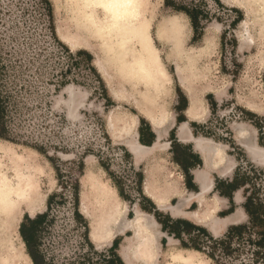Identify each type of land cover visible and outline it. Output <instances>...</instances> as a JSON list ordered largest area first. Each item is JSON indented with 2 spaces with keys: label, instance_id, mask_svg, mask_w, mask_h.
Here are the masks:
<instances>
[{
  "label": "rangeland",
  "instance_id": "rangeland-1",
  "mask_svg": "<svg viewBox=\"0 0 264 264\" xmlns=\"http://www.w3.org/2000/svg\"><path fill=\"white\" fill-rule=\"evenodd\" d=\"M240 1L226 4L222 0H152L156 5L150 27L152 43L157 51L160 72L166 78V87L171 92L166 109L169 113H180L184 99L182 100L183 92L179 87L175 68L181 64L190 65L188 68L191 74L196 73L192 86L198 88L199 101L204 105L206 113V105L209 108L205 121L197 125L190 123V128L194 135L207 137L215 142L218 149L221 145L231 144V132L237 131L241 121H250L255 127H261L264 132V38L254 36L255 28L251 15L258 0ZM48 2L51 5L52 22L59 43L53 42L45 29L47 18L37 0H0V97L6 100L8 138H0V142L20 152L34 155L41 171L37 183L39 192L43 194L42 209L29 218L46 214L34 237L43 263L108 264L114 262L109 252L114 240L120 239L121 242L125 236L131 235L129 232L116 234L110 243L100 246L91 242L89 221L79 210L80 183L86 174L87 163L95 166L96 171L99 170L98 174L102 175V179L116 194L120 191L124 195L125 200L117 194L126 206V220L133 219L135 211L141 210L138 206L140 203L145 209L140 212L155 223L160 234L158 243L161 251L166 250L169 241H173L175 247L182 250L180 242L162 232L157 221L159 219L165 222L166 215L173 212L171 209H179L178 200L170 199L166 207L156 209L143 199L140 191L143 165L136 164L128 152L124 142L126 137L114 138L110 134L108 114L116 116L123 113L131 117L136 137L134 116L140 118L139 112L131 104H117L108 99L103 82L93 66L95 57L81 47L69 48L58 38L57 29L67 31L74 23L82 27L74 0ZM166 2L193 14L198 23L197 32L193 31L185 14L175 12L174 8L166 6ZM170 15H182L189 31V37L183 42L182 50L175 55H170L171 44H161L154 39L156 24ZM243 22L248 24L254 40L252 44L242 47L240 40ZM200 32L201 39H194ZM96 40L99 42L100 38L97 36ZM90 47L97 51L95 42L91 43ZM85 54L90 55L91 60H88ZM191 58L197 60L193 62ZM113 69L110 70L113 73L115 91L126 90L142 103V108H154L144 104L149 99L141 95L145 90L144 86H132L124 78L135 74L129 75L120 69ZM149 91L151 89L147 88L144 95ZM174 100H179L176 112L173 107ZM166 139L162 142L167 143ZM231 148H234L233 151L228 148V152L239 159L237 149L234 146ZM47 158H52L53 164L59 169L63 178L61 185L57 182L52 164ZM162 158L168 170L179 177L176 174L179 169L171 162V155L167 150ZM80 163L83 164L81 175ZM240 166L241 173L248 178L246 194L253 191L255 199L264 206V171L254 168L246 161H242ZM76 178L79 180L78 213L83 219L75 215L72 182ZM50 196L53 198L47 209V199ZM196 210L197 207L185 214V218H189L188 216ZM155 211L160 214L158 218ZM215 214L213 220L218 219ZM26 216L28 217L27 212L22 211L17 233L25 257L29 264H32L19 234L21 224L27 226ZM195 224H202L208 229L206 222ZM220 233L211 234L220 237ZM196 238V242H207L202 235ZM257 240L258 236L251 233L245 235L241 242L235 241L234 246L237 247V244L241 243L243 250L238 256L230 255L222 262L264 264V261L255 255L259 251L258 246L254 244ZM88 242L93 245L92 248ZM199 255L205 264H213L202 253ZM169 262L170 259L166 257L161 259L159 264Z\"/></svg>",
  "mask_w": 264,
  "mask_h": 264
},
{
  "label": "bare ground",
  "instance_id": "bare-ground-1",
  "mask_svg": "<svg viewBox=\"0 0 264 264\" xmlns=\"http://www.w3.org/2000/svg\"><path fill=\"white\" fill-rule=\"evenodd\" d=\"M222 1L226 4L241 2ZM74 5L82 27L74 23L67 31L57 29L60 41L72 49L81 47L95 57L93 66L106 82L109 95L118 100H129V103L149 120L153 128L168 119L166 103L171 98V92L166 87V78L160 72L157 51L152 43L150 27L156 10L152 0H74ZM255 6L257 7L252 8L251 13L254 36L264 38V0H258ZM242 24L240 41L243 47L245 44H252L254 39L248 24ZM97 36L100 38L99 42L96 40ZM188 37L189 31L182 15L166 16L158 21L154 29L156 41L171 44L170 55L181 51L182 44ZM94 42L96 52L90 47ZM191 59L193 62L197 60ZM188 66L190 65H177L176 75L179 87L188 100L185 115L189 120L199 122L205 118L206 112L204 105L199 101L198 88L192 86L196 73L191 74ZM113 68L129 75L135 74L126 78L122 73L130 85L142 84L144 91L150 88L151 91L146 96L144 91L141 95L149 97L144 104L154 108H142V103L126 90L115 91L111 83L114 82L110 70H114ZM107 122L112 137L130 136L125 140V144L135 163L143 165L142 192L146 197L161 208L166 206L170 198H180L185 193L179 177L172 175L164 164L161 153L165 150L166 143L159 140L151 147L137 143L132 138V120L127 114L113 116L109 113ZM188 130L185 124L181 125L179 137L182 140L188 139ZM161 136L159 134L158 137ZM195 143L206 153V166L219 158L213 147L207 149V146L203 145L205 140L198 139ZM246 143L250 156L264 163V150L257 148L251 141ZM87 164L86 174L80 183L79 210L89 221L91 242L100 246L110 243L116 234L129 232L131 235L123 238L117 251L123 264H159V261L166 257L170 259L169 264H205L198 251L185 248L178 250L173 241H169L166 250L162 252L158 243L160 234L155 223L139 210L135 211L133 219L126 220L127 209L124 203L114 189L102 179V175L98 174L99 170L96 171L95 166ZM40 177L41 171L34 155L20 152L0 142V264H29L18 238V220L22 211L33 217L42 209L43 194L39 192L37 183ZM205 179L204 174H197L202 193L195 197L197 210L189 217L198 223H208V230L215 235L230 220L212 219L219 207V201L215 197L205 196L204 193L209 189V181ZM174 210L176 209H172ZM240 218L241 212L238 211L234 220Z\"/></svg>",
  "mask_w": 264,
  "mask_h": 264
},
{
  "label": "crops",
  "instance_id": "crops-1",
  "mask_svg": "<svg viewBox=\"0 0 264 264\" xmlns=\"http://www.w3.org/2000/svg\"><path fill=\"white\" fill-rule=\"evenodd\" d=\"M101 80L103 82L104 89H105V92H106L108 99H110L113 103L130 105L129 101L126 102V100H127L126 98H120L118 100L116 97H112L111 95H109V91H108L106 82L102 78H101ZM111 83H113V82L111 81ZM186 99H187L186 96H184L182 94V100H183V104L185 106L183 105L180 113L174 114V111L172 113L168 112V116H167L168 119L158 123L155 128H153V126H152V124H150L149 120H147V118L143 117L141 113H139L140 118H138L137 116H134L136 118V121H134L136 137H135L133 127H131V132H133L132 138L135 141L137 140V143H139V144H141L139 142L140 136L144 140H146L147 142H151V144L149 146L141 144L144 147H151L157 141L160 140L162 142V140L167 138L166 140H168V141L166 144H168V145H166L165 150H167L168 153L171 155V162L179 169V173H176V174L179 175V177L181 179L180 183H182V186H183L184 191H185V193L182 196H180V198H174V197L170 198V199L178 200V202L180 204V208L174 210L173 212H170L169 215L172 217H175L177 219L180 218V219L186 220L195 226L203 227L210 233V231L206 228V226H203L202 224L201 225L195 224L198 222H195L189 216H188L189 218H185V214L190 213L191 211L195 210V208L197 207V200L195 197L202 193V185H201V182L197 180V174H201V175L204 174L205 175V178H206L205 180L209 181L207 183V185H209V189L206 193H204L205 196L207 195L210 198L215 197L219 201V203H218L219 207L217 208V210L215 212L216 214L214 213L215 216H218V219L230 220V222L227 223L225 226H223L222 230L220 231L221 232L220 234L222 235L227 230L228 227L245 224L246 221L248 220V216H247V214L244 210V207H243L244 202H245V198L247 195L246 191H245L247 185L239 183L238 186L232 191H228L226 189V185L229 183H232L236 174L241 173V166L240 165H241L242 161L243 162L246 161L251 166L253 165L254 168H258L260 170L262 169L261 171H264V164H262V161H260V160L258 161L255 158L253 159L250 156L249 150H247V145H246L247 144L246 142L251 141V142H253V144L257 148H261V149L264 148V143L260 144V137L264 138V132L261 131V129H262L261 127H260L261 129L258 127H255V125L250 121H241L242 122L241 126L238 127L237 131L231 132L230 139H231L233 145L227 144L228 147L221 145V148L218 149L215 142L208 140L207 137H202V136L199 137V136L194 135V132L190 128V123H192V124L194 123L197 125V124H201L205 121V119L207 118L208 113H209L208 106L206 105L207 113H206V116H205L203 121L196 122L194 120H189L185 115V109H186L187 104H188V100H186ZM178 103H179V100L173 101V107H174L175 112H176L175 108H176V106H178ZM180 118L182 119V121H178V119H180ZM140 119L143 120L149 128L148 131L146 130L147 131V132H145L146 134H144L143 127H141V123H140L141 120ZM182 124H185L189 129L188 130L189 136H188L187 140H182L179 137V130H180V127ZM172 131H174L175 141L170 139V135H171ZM151 134L153 135V138H151ZM159 134L162 135L160 138L158 137ZM125 137H126L125 140H127V138H129L130 136L129 135H124L123 137L121 136V138H125ZM198 139H205V143L203 145L207 146V149L210 146L213 147V149L219 155V158L215 162L213 161L212 163H210L209 166H206L205 162H204V158H206V153L204 151H202L199 147H197V145L195 143V141ZM125 140H124V142H125ZM207 141H209V142H207ZM173 142L175 144H177L179 147H186V149L189 152V155L192 157L193 162L195 163L194 167H191L188 169L189 174L192 177V180H191L192 187H194L196 189L195 191H192V190L186 188L185 173L183 171V168L174 161L176 149H174V147H173V144H174ZM207 143H210V144H207ZM125 146H126V144H125ZM232 146H234L237 149V151H238L237 156H239V159L237 157L233 156L232 153L228 152V148L233 151L234 148H231ZM126 148H127V146H126ZM165 150L162 151L161 155L164 154ZM166 168H167V166H166ZM227 168H228V170H226ZM168 171L172 175H175L170 170H168ZM142 173H143V171H142ZM142 185H143V183H141V186H140L141 194L144 198L148 199V197L144 196L142 193ZM117 194H118V191H117ZM167 204H166V206H167ZM138 206L140 208V203H138ZM154 206L156 209L160 208V207H157L156 205H154ZM231 207H232V212L230 214H227L224 216L219 215L220 213L227 211ZM161 208H163V207H161ZM140 211H142V210H140ZM171 211H172V209H171ZM238 211L241 212V218L239 220H234L235 216L238 214ZM173 213H175V214H173ZM28 217H30V216H28ZM213 218H214V215H213ZM176 242H178V241H176ZM117 251L118 250H116V253L118 254Z\"/></svg>",
  "mask_w": 264,
  "mask_h": 264
},
{
  "label": "trees",
  "instance_id": "trees-1",
  "mask_svg": "<svg viewBox=\"0 0 264 264\" xmlns=\"http://www.w3.org/2000/svg\"><path fill=\"white\" fill-rule=\"evenodd\" d=\"M37 3L41 6V9L44 11V16L47 18V32L50 35V38H52L53 42H58L54 26L52 22V9L51 5L48 2V0H37ZM170 6L174 8L175 12H180L185 14L191 23V27L193 28V31L197 32V25L196 23V17H194L193 14L189 13L185 9L174 7L173 5H170L166 2V6ZM242 16V15H241ZM197 37L200 38L202 36V33L200 32L199 35L196 34ZM18 42V40H15ZM88 60H91V56L85 54ZM1 70V66H0ZM264 85V80H263ZM5 98L0 97V138L8 139L7 138V128H6V108ZM185 106V105H184ZM182 109V108H181ZM178 121H182V119H178ZM141 127H143L144 134L149 130L147 124L141 120ZM147 130V131H146ZM151 138H153V135L151 134ZM170 139L175 141L174 138V131L171 132ZM263 138L260 137V144H263ZM139 142L142 145L149 146L151 142H147L144 140L141 136L139 138ZM174 143V142H173ZM172 143V144H173ZM233 145V143L231 142ZM173 147L175 150V157L174 161L179 164L185 173V185L187 189H190L192 191H195L196 189L192 187V177L189 174V168L194 167L195 163L193 162L192 157L189 155L188 150L186 147H179L177 144H173ZM39 152L43 153L41 149H38ZM49 162L52 164V168L56 175L57 182L61 185L63 183V178L60 174L59 169L53 164L52 158H47ZM83 164H79L80 168V175L82 170ZM248 178L245 174L238 173L235 175L232 183H229L226 185V189L228 191L234 190L239 183H242L244 185H247ZM78 178L74 179L72 182L73 189H74V204H75V210H76V217H81L78 213ZM140 182L142 183V178L140 179ZM254 192L246 195L245 202H244V210L248 216V221L245 224L241 225H235L230 226L227 228V230L220 236L215 237L211 233H209L205 228L200 226H195L191 224L190 222L183 220V219H176L174 220L169 215H166L165 222L159 221L157 219L158 223L161 225V231L166 232L169 236H172L175 240L180 242L181 248L195 250L200 253H202L204 256H206L210 261H212L213 264H227L226 261L230 255H239L243 247L241 246V243H238L237 247L234 246L235 241L241 242L245 235L247 234H255L258 236V240L254 243L258 246L259 251L255 253L257 258H260L262 261H264V215L261 213H264V206L261 202L257 201L254 197ZM119 196L125 200L124 195L119 191ZM53 197H49L47 199V209L50 207V202ZM146 201H148L153 208L155 206L146 198L143 197ZM140 209L144 211L142 205L140 204ZM232 212V207L229 208L227 211L220 213V216H224L227 214H230ZM157 213V218L159 217L158 211H155ZM130 215V214H129ZM46 217V214H40L37 215L35 218L31 219L26 216V222L27 226L25 224H21L19 228V234L22 238V241L26 247L28 256L30 257L32 264H45L43 263L41 255L38 253V250L35 246V232L39 228V225L43 222L44 218ZM82 218V217H81ZM83 219V218H82ZM261 227V228H260ZM258 229V230H257ZM196 234V235H195ZM202 235L206 238L207 242L200 241L196 242V237ZM196 236V237H195ZM87 241L88 238H87ZM120 242V239L114 240L111 248L109 249V252L112 254V257L114 259L115 264H123L120 258L118 257L116 250L118 248V244ZM164 242V239L162 240V243ZM89 246L92 248V244L90 242ZM114 262H110L108 264H113Z\"/></svg>",
  "mask_w": 264,
  "mask_h": 264
}]
</instances>
